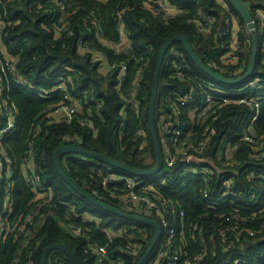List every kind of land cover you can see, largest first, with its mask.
I'll return each instance as SVG.
<instances>
[{"label": "trees", "instance_id": "16d2710c", "mask_svg": "<svg viewBox=\"0 0 264 264\" xmlns=\"http://www.w3.org/2000/svg\"><path fill=\"white\" fill-rule=\"evenodd\" d=\"M145 1L0 0L1 19L8 25L2 39L8 52L18 58L17 75L25 81V86H14L3 93V96L18 109L16 131L6 135L2 140L14 160L12 190L19 191L14 201L15 211L19 213L24 211L30 198L20 175V165L29 143H33L36 150L35 163L40 170L43 184L54 193V202L73 207L74 214L66 217V207L59 205L60 221L78 225L90 241L98 242L99 245H105L107 240L104 235L99 234L98 229L111 227L115 231L123 230L126 235L138 234L144 238V251L153 238V228L144 223L118 218L88 203L85 198L75 193L56 172L53 164L54 151L68 143L64 136L69 134L80 139L79 145L85 151L99 154L136 170H149L154 167L156 160L149 129V104L157 58L164 44L175 36L184 37L204 66L230 80L244 75L251 55L249 49L244 71L238 77L230 78L228 72L219 71L221 51L216 48L219 42L212 37H205L190 21L201 12L200 16L212 17L215 20V29L221 17L216 0H168L182 12L167 22L157 19L151 11L144 9ZM243 1L251 3L250 12L255 21L254 10L260 4V0ZM261 8L264 9V5ZM232 11L243 25L239 15L233 9ZM118 20L123 24L129 39V54L117 55L99 43V38L108 42H118ZM55 23L60 30L61 36L58 38L54 36ZM70 32L71 36H67ZM239 39L244 42L243 32L240 33ZM255 40L257 56L253 73L244 81L231 84L229 90L242 92L249 82L257 80L254 92L250 93L262 94L258 118L251 124L254 112L241 105L225 108L217 121L213 122L212 118H208L204 126L223 123L217 136L213 137L215 142H211L206 156L198 159L204 161V168H211L215 163L214 149L217 141L219 139L231 143L238 141L241 145L237 152V159L240 162L237 171L239 175L233 185L237 190L231 191L246 200L255 195L259 201L251 204L241 203L237 197L226 198L225 202L217 206L221 207V210L215 211L210 198L201 199L204 193V180L199 177L169 175L161 169L158 174L143 179L145 184H151L155 180L163 182L153 186L154 190H159L164 198H173L177 202V208L186 213L183 226L180 221L169 218L172 225L170 228H174L171 245L180 248L187 256L201 252L206 256L203 264H264V64L260 62L261 36L258 33L255 34ZM80 41L84 45L81 48ZM84 47L105 53L110 62L127 64V76L121 86L126 97L130 95V88L135 86L137 70L143 67L135 93L136 99L140 101L138 109L121 98L120 90L116 88V75L114 73L101 75ZM170 48L177 50L178 59L194 71L190 73L192 78L203 75L189 58L182 44L174 43ZM168 52L169 50L164 56L159 75L154 115L156 132L161 114L160 107L164 104L166 93L171 90L182 91L188 85L186 82H176L170 77L167 66ZM60 75L66 79L70 78L68 83L70 91L74 86L78 92H85L79 96L82 106L85 100L87 104L89 103L90 94L99 101L98 110L94 106L91 108L92 120H87L88 124L82 125L79 122L85 119L82 113L79 114L78 120L71 124L53 125L42 121V111L57 104L60 96L56 93L51 98H39L36 95L37 88L51 87ZM247 92H243L242 95L248 96ZM76 96L75 94L74 97ZM139 125L146 132L147 143L143 150L139 149V144L135 140ZM36 126H40L41 133L33 137L32 131ZM249 128L253 131L251 142L245 141V133ZM196 137L200 138L201 133ZM60 167L67 178L88 196L117 211L122 210L118 197L125 193L126 188L120 181L115 182L111 175L127 177L128 173L118 169L108 171L103 163L96 161L87 164L74 156L61 157ZM213 180L216 186L217 179ZM230 203L234 204L228 205ZM85 215L92 219L91 223L81 222ZM181 234L185 236L186 241L182 239ZM167 238L168 235L162 232L152 255L159 245H167L169 239ZM35 240L39 243L35 264H40L42 251L50 244L65 246L79 264L97 262V256L93 252H85L86 240L73 237L68 231L62 230L55 219L45 223ZM12 245V242L6 246L0 245V264L9 263ZM121 245L123 248L127 243L118 238L108 246L107 254L113 261L110 264H137L140 256L134 258L125 251H119ZM49 256H53L51 260L56 259L59 264H71L60 251H52Z\"/></svg>", "mask_w": 264, "mask_h": 264}, {"label": "built area", "instance_id": "2783aa9c", "mask_svg": "<svg viewBox=\"0 0 264 264\" xmlns=\"http://www.w3.org/2000/svg\"><path fill=\"white\" fill-rule=\"evenodd\" d=\"M216 3L219 6L221 17L220 23L215 29V20L212 17L200 16L201 12L190 21L196 25L198 31L204 34L205 37H212L219 42L216 45V48L221 51L219 71L221 73L228 72L227 74L230 78H236L244 71L246 56L249 49L251 54L253 40L256 43V33L261 36L259 53L261 54L260 62L264 64V9L261 8L264 5V0H260V4L254 10L255 21L252 20L254 25L252 30L246 24L243 23L242 25L239 22L227 0H216ZM144 9L151 11L157 19L164 22L173 20L182 12L179 7L171 5L168 0H146ZM1 18L0 15V118L2 119L0 124V245L6 246L11 242L13 243L12 255L8 264H35V254L39 246V243L35 240L36 235L41 231L45 223L51 219L57 220L59 227L68 231L73 237H80L86 240L87 250L85 252L91 251L97 256L95 264H110V262H113L108 257L107 249L118 238L125 240L127 243L125 247L123 245V248L121 245L119 251H125L134 258L141 257L145 252L144 238L139 237L138 234L137 236L133 233L126 235L122 232L123 230L115 231L111 227L98 229L99 234L104 235L107 240L105 245H99L98 242L90 241L78 225L65 224L60 221L58 215L59 205L66 207V217L74 214V212L72 213L73 207L65 203L54 202V193L43 184L39 173L40 170L35 163L36 150L33 143H29L20 165V175L28 189L30 198L24 211L20 213L15 211L14 201L19 191L12 190L14 186V160L3 145L2 140L6 135H11L16 131L18 109L15 104L9 102L8 98L3 96V93L14 86H25V81L17 75L18 58L8 52L3 42L2 35L8 25ZM118 21V42H108L99 38V43L117 55L129 54V39L123 24L120 20ZM54 28H56L54 36L56 38L60 37V30L56 27V23ZM241 32L244 33V42L239 39ZM67 36H71V32ZM83 46V42L80 41L79 47ZM85 49L91 55L92 61L99 68L101 75H111L113 73L116 75V88L120 90L121 98L127 104H131L135 109H138L140 101L136 99L135 93L143 67L137 70L135 86L130 88V95L126 97L121 90V86L127 76V64L124 62H110L105 53L90 47ZM168 50L167 66L171 74L170 77L176 82H186L188 85L182 91L180 89L168 91L164 96V104H161L160 107L159 113L161 114L157 121V136L162 153V169L169 175L178 174L180 176L203 179L204 193L201 199L210 198L214 204L215 211L221 210V207L217 208V206L221 202H225L226 198L233 199L237 197L241 203H256L259 199L255 195L246 200L241 195L238 196V194L231 191L237 190L233 188V185L236 181L235 178L239 175L237 171L240 162L237 159V152L241 145L238 141L231 143L224 139H219L214 149L215 163L211 168H204V161L198 158L206 156L211 142H215L213 137L217 136L219 127L223 123L217 122L215 125L204 126L208 118H212L213 122L217 121L225 108L229 106L234 108L241 105L254 112L250 123L253 124L255 122L259 115L258 112L262 100L260 95L262 94L250 92H254L257 80L249 82L246 88L238 93L236 90H229L231 84H216L219 82L206 76L196 65V68L203 75L192 78L190 73L194 71L178 59L179 52L174 48H169ZM222 77L224 78V76ZM68 83H70V78L66 79L63 75H60L54 80L51 87L44 88L39 86L37 88L36 95L39 98H51L56 93L60 96V101L57 104L42 111V121L53 125L71 124L78 120V116L81 113L85 118L79 120L82 125L88 124L87 120H92L91 108L94 106L98 110L100 108L99 101L90 94L89 103L87 104V100H85L83 102L84 106H82L79 96L85 94V92H78L74 86L71 87L70 91ZM245 91H248V96L242 95ZM75 94L77 95L76 97H74ZM40 133V126H36L32 131L33 137ZM199 133H201V137L197 138L196 136ZM193 137L195 138L193 139ZM252 137L253 131L252 128H249L248 132L245 133V141L251 142ZM64 140L68 142L66 144L68 146L81 148L79 138L67 134L64 136ZM135 140L138 142L140 150L146 147V132L141 125L138 126ZM76 158L80 162L87 164L96 162L82 155ZM106 169L108 171L111 170L108 166H106ZM250 175L252 176L253 174ZM111 176L115 182L120 181L126 188L124 190L125 193L118 197L120 208L122 209L120 212L153 220L159 225L160 235L162 232L168 235L167 245H159L153 255L152 249L142 264L204 263L206 256L201 252L193 256H187L180 251V248H174L171 245L174 228H170L172 225L169 222V218H173L174 221H180L181 226H183L186 213L177 208V202L173 198H164L159 190H154L153 186L163 184V182L155 180L151 184H145L144 178L135 175H128L127 177ZM214 178L217 179L216 186ZM219 180L221 181L220 183ZM217 190L222 191L218 192ZM233 204L230 203L228 205ZM81 222L89 224L92 219L85 215ZM181 236L186 241L185 236L183 234ZM126 239H130V241H126ZM121 244L124 243L121 242ZM52 257L48 256L50 262H47V264H59L56 259L51 260Z\"/></svg>", "mask_w": 264, "mask_h": 264}, {"label": "water", "instance_id": "95a60500", "mask_svg": "<svg viewBox=\"0 0 264 264\" xmlns=\"http://www.w3.org/2000/svg\"><path fill=\"white\" fill-rule=\"evenodd\" d=\"M227 1L229 2L231 7L233 8V10L242 19L243 23L246 24L250 30H252L254 28V25L252 22L253 19H252V15L250 12L251 3L244 2L243 0H227ZM174 43L182 44V46L185 49L186 53L188 54L189 58L193 61V63L197 66V68L202 73H204L209 78H211V79H213V80H215L221 84H224V85H230L233 83H239L241 81H244L245 79H247L251 75V73L253 72L254 67H255L256 43L254 40L252 43V51H251L249 64H248V68H247L246 72L240 78L235 79V80H230V79L223 78L222 76L216 74L214 71H212L209 68H207L206 66H204L200 62L198 57L194 54V52L190 48V45L188 44L186 39L182 36H175V37L171 38L170 40H168L164 44V46L161 48V50L158 54V58H157L156 66H155V71H154L152 90H151V100H150V104H149V129H150L151 137L153 140L155 157H156L155 165L153 168H151L149 170H145V171L136 170V169L130 168L124 164H121L119 162H116L114 160H110V159H108L104 156H101L99 154L91 153V152L85 151L82 148H77V147L68 146V145L60 146L53 153V164H54L56 172L59 174V176L65 181V183L75 193H77L78 195L85 198V200L88 203L94 205L95 207H97V208H99L105 212L113 214V215L117 216L118 218L144 223V224L149 225L153 228V230H154L153 238H152L147 250L144 252L143 256L139 259L137 264H142L143 261L149 255V253L152 251L153 247L155 246V244L159 238V235H160L159 225L153 220H149L146 218L137 217V216H133V215H129V214L117 211L111 207H108V206L100 203L96 199L88 196L86 193H84L82 190H80L75 184H73L67 178V176L64 174V172L62 171V169L60 167V158L63 157L64 155H68V154L82 155V156L91 158L97 162L103 163L104 165L110 167L111 169H118V170H121V171L128 173L129 175H135V176H138L140 178L153 176V175H156L160 172V170L162 169L163 160H162V153H161L160 144L158 141V136H157V132H156V128H155L154 115H155V106H156L158 90H159V75H160L161 65H162V62H163V59H164V56H165L167 50ZM52 251H60V252L65 254V256L70 260L71 264H79L78 261L76 260V258L74 257V255L65 246L59 245V244H50L44 248V250L42 251V254H41V258H40V264H47L48 256Z\"/></svg>", "mask_w": 264, "mask_h": 264}, {"label": "rangeland", "instance_id": "374dc122", "mask_svg": "<svg viewBox=\"0 0 264 264\" xmlns=\"http://www.w3.org/2000/svg\"><path fill=\"white\" fill-rule=\"evenodd\" d=\"M65 157L66 156H74V157H81V155H74V154H68V155H64Z\"/></svg>", "mask_w": 264, "mask_h": 264}, {"label": "bare ground", "instance_id": "6f19581e", "mask_svg": "<svg viewBox=\"0 0 264 264\" xmlns=\"http://www.w3.org/2000/svg\"><path fill=\"white\" fill-rule=\"evenodd\" d=\"M162 234V233H161Z\"/></svg>", "mask_w": 264, "mask_h": 264}]
</instances>
